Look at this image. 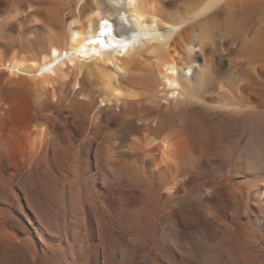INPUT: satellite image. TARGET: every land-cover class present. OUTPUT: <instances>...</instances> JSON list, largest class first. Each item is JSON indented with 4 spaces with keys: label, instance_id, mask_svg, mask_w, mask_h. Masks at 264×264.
<instances>
[{
    "label": "bare ground",
    "instance_id": "bare-ground-1",
    "mask_svg": "<svg viewBox=\"0 0 264 264\" xmlns=\"http://www.w3.org/2000/svg\"><path fill=\"white\" fill-rule=\"evenodd\" d=\"M0 264H264V0H0Z\"/></svg>",
    "mask_w": 264,
    "mask_h": 264
},
{
    "label": "snow or ice",
    "instance_id": "snow-or-ice-1",
    "mask_svg": "<svg viewBox=\"0 0 264 264\" xmlns=\"http://www.w3.org/2000/svg\"><path fill=\"white\" fill-rule=\"evenodd\" d=\"M93 43H96V41H93ZM101 43H102V41H101Z\"/></svg>",
    "mask_w": 264,
    "mask_h": 264
}]
</instances>
